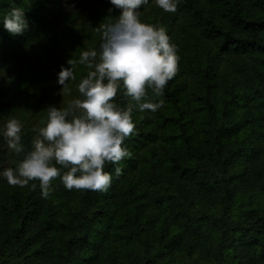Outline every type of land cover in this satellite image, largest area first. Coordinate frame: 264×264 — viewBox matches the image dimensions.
<instances>
[{"label": "trees", "instance_id": "obj_1", "mask_svg": "<svg viewBox=\"0 0 264 264\" xmlns=\"http://www.w3.org/2000/svg\"><path fill=\"white\" fill-rule=\"evenodd\" d=\"M64 1L0 0V264H264V0Z\"/></svg>", "mask_w": 264, "mask_h": 264}, {"label": "rangeland", "instance_id": "obj_2", "mask_svg": "<svg viewBox=\"0 0 264 264\" xmlns=\"http://www.w3.org/2000/svg\"><path fill=\"white\" fill-rule=\"evenodd\" d=\"M64 1V0H63ZM75 1H79V3L78 4H76V6L74 7V8H77V10H78V12H79V15L81 16L86 10H87V7H85L84 6V4H83V0H74V1H72V0H66V1H64V3L61 5V10H60V13L55 17V18H52V22H56L57 23V31H58V34H63L64 33V31H63V29H62V17H63V13H65L66 11H69V10H71L72 8H73V6L75 5ZM153 1H159V0H153ZM166 1V3H167V5H170V3H171V0H165ZM49 17H51L52 15L50 14V15H48ZM146 24V22H144V23H142L141 24V29H144V25ZM138 25H139V22H137V23H133V22H130L129 24H128V26L131 28V29H137V27H138ZM127 30H125V28H123L122 29V32L120 33V35H121V38L123 39L124 37V34L125 33H127L126 32ZM67 38H66V35H65V33H64V38H63V40L61 41V43H60V47L61 48H64V50L65 49H68V47H67ZM58 49V48H57ZM58 51V50H57ZM4 76H3V73H2V71L0 70V80L3 78ZM45 87V86H44ZM42 88V87H41ZM41 88H37V94L38 95H40V98H39V100L40 99H42V101L45 99V90H48L49 89V91L51 92V91H53V90H56L57 88L55 87V84L53 83V82H51V83H49V84H47V86H46V88L44 89V90H42ZM49 91H47V93L49 92ZM46 93V94H47ZM5 126H6V124H4L3 125V127L5 128ZM6 145H4V147H5Z\"/></svg>", "mask_w": 264, "mask_h": 264}]
</instances>
